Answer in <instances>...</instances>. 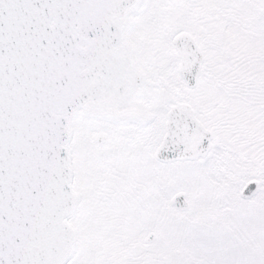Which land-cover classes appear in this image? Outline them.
<instances>
[{
    "label": "snow or ice",
    "instance_id": "6c2138e0",
    "mask_svg": "<svg viewBox=\"0 0 264 264\" xmlns=\"http://www.w3.org/2000/svg\"><path fill=\"white\" fill-rule=\"evenodd\" d=\"M0 264H264V0H0Z\"/></svg>",
    "mask_w": 264,
    "mask_h": 264
}]
</instances>
